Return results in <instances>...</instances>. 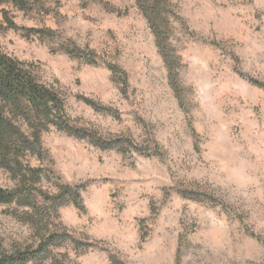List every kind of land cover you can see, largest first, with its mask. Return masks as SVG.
Instances as JSON below:
<instances>
[{
	"label": "rangeland",
	"instance_id": "374dc122",
	"mask_svg": "<svg viewBox=\"0 0 264 264\" xmlns=\"http://www.w3.org/2000/svg\"><path fill=\"white\" fill-rule=\"evenodd\" d=\"M23 3L0 0V50L74 125L119 138L103 149L51 126L44 159L26 156L50 177L40 189L79 193L40 225L62 237L57 260L264 264V0H169L173 80L136 0ZM16 183L0 166V187ZM24 209L0 203V252L38 245Z\"/></svg>",
	"mask_w": 264,
	"mask_h": 264
},
{
	"label": "trees",
	"instance_id": "16d2710c",
	"mask_svg": "<svg viewBox=\"0 0 264 264\" xmlns=\"http://www.w3.org/2000/svg\"><path fill=\"white\" fill-rule=\"evenodd\" d=\"M4 1H11L21 8L25 6V0ZM136 2L156 35L173 80L176 77L175 63L166 45L171 30L169 0ZM51 126L69 135L89 139L103 149L112 148L119 141V138L106 139L74 125L62 94L41 82L28 64L0 50V166L7 169L17 181L14 187H0V203L26 208L22 211L24 220L36 225L40 236L35 247L18 249L10 254L0 252V264H30L48 260L53 264H62L54 251L62 237L58 233L45 232L40 225L51 208H57L65 197L78 199L79 193L70 185L60 183L56 184L59 189L57 193L40 189L37 184L44 176L50 177L44 174L43 169L32 167L26 158L30 154L44 159L42 136ZM51 173L54 174L50 170Z\"/></svg>",
	"mask_w": 264,
	"mask_h": 264
}]
</instances>
